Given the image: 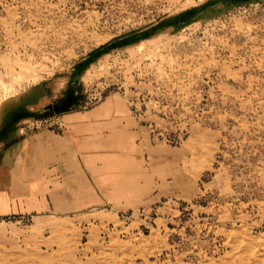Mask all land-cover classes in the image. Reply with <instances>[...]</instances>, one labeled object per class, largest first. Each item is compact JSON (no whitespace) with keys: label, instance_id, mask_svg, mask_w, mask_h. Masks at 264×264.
<instances>
[{"label":"rangeland","instance_id":"374dc122","mask_svg":"<svg viewBox=\"0 0 264 264\" xmlns=\"http://www.w3.org/2000/svg\"><path fill=\"white\" fill-rule=\"evenodd\" d=\"M111 91L187 146L195 189L0 216V264H264V0H0V147Z\"/></svg>","mask_w":264,"mask_h":264},{"label":"crops","instance_id":"0c3cea01","mask_svg":"<svg viewBox=\"0 0 264 264\" xmlns=\"http://www.w3.org/2000/svg\"><path fill=\"white\" fill-rule=\"evenodd\" d=\"M130 98L111 91L91 106L62 112L55 125L9 137L0 147V216L95 219L100 207L97 216L106 219L195 189L187 146L155 140Z\"/></svg>","mask_w":264,"mask_h":264}]
</instances>
